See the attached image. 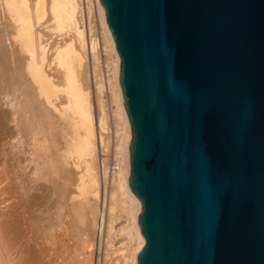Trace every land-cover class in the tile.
<instances>
[{"label": "water", "instance_id": "water-1", "mask_svg": "<svg viewBox=\"0 0 264 264\" xmlns=\"http://www.w3.org/2000/svg\"><path fill=\"white\" fill-rule=\"evenodd\" d=\"M131 125L137 264H264V0H100Z\"/></svg>", "mask_w": 264, "mask_h": 264}, {"label": "bare ground", "instance_id": "bare-ground-1", "mask_svg": "<svg viewBox=\"0 0 264 264\" xmlns=\"http://www.w3.org/2000/svg\"><path fill=\"white\" fill-rule=\"evenodd\" d=\"M120 64L100 0H0V111L17 107L16 161L12 158L18 179L15 204L7 195L13 191L0 192V264L55 261L50 255L58 247L49 241L56 229L35 224L27 180L20 190L26 178L40 180L49 204L66 213L57 236L68 239L81 264H137L146 240L138 223L141 202L129 186L132 130ZM111 134L114 168L105 159ZM0 158L5 189L9 168H2L5 156ZM99 212L106 230L97 237ZM41 235L49 241L32 242L31 249V239Z\"/></svg>", "mask_w": 264, "mask_h": 264}, {"label": "rangeland", "instance_id": "rangeland-1", "mask_svg": "<svg viewBox=\"0 0 264 264\" xmlns=\"http://www.w3.org/2000/svg\"><path fill=\"white\" fill-rule=\"evenodd\" d=\"M96 19V18H95ZM94 19V20H95ZM95 21H97V20H95ZM97 24H96V22H94L93 23V26H95V27H97L96 26ZM104 60H105V56L103 55V54H101V64H103L104 63ZM105 99V101H106V104H107V110H109V112H112V107H111V104L109 103V98L108 97H104ZM12 105V104H11ZM11 105H8V107L6 108H3L1 111H0V156L1 157H3L4 158V156H5V158L3 159V161H1V164L2 163H5L6 165H10L16 158H17V146H15V145H17V107H11ZM110 114V113H109ZM109 117H110V115H109ZM110 119V118H109ZM38 131V128L35 130V132H37ZM111 133H112V126H111ZM113 145H114V137H113V135L111 134V137L109 138V148L107 149V152H106V154H105V159L108 161V163H109V166L112 168H114V165H113ZM2 150V151H1ZM15 151H16V153H15ZM12 157H14V160H13V158ZM1 159V158H0ZM7 159V160H6ZM2 160V159H1ZM11 161V163L9 164V162ZM5 161V162H4ZM8 161V162H7ZM16 161V160H15ZM14 161V162H15ZM13 162V163H14ZM13 163L11 164V165H13ZM5 164H3L6 168H4V166H2V168L3 169H6L5 171H7L8 170V168H9V170H8V173H6L5 171H4V174L6 175V177H8V179L7 178H4V182H5V180L7 179V181H6V183L5 184H7V186H6V188L5 189H3V188H1L0 189V192L3 190V191H5V193L7 194V192H9L8 190L10 189V191H13V192H9L7 195H8V198L9 199H11L12 201H13V203L15 204V198H14V194H17V185H18V179H17V164H16V162L14 163V167L13 166H11V167H9V166H6ZM8 167V168H7ZM13 167V168H12ZM16 167V168H15ZM10 168H12V169H10ZM2 169V170H3ZM10 170H11V172H12V170H13V172L11 173L10 172ZM10 172V173H9ZM15 172V173H14ZM11 174V175H10ZM11 177V178H10ZM25 180H27L28 182H29V184L27 185V184H25L26 182H25ZM32 181V183H30L31 181ZM24 181V182H23ZM22 181V185L24 186V188H22V189H20L21 191L23 190V189H26L25 188V186L27 185V189L30 187L31 189H32V187H33V190L32 191H30L31 189L29 188L28 190L26 189V190H24V191H29V192H27L26 194H28V196H29V198L30 199H32L31 200V203H32V205H34V218L33 219H35L34 220V222H35V224L36 225H39V223H42V224H45L44 225V230L46 229L47 231H49L50 232V230H48L49 229V227L51 228V232L52 231H54L55 229V231H54V233L52 232V238H51V240L49 241V239L47 238V237H45V235L43 236V235H41V238H40V240H39V238H37V237H35V238H32L31 239V242L30 243H32V242H34V244H40V246H41V243H43V241L44 242H46V240H48L49 242H56V243H50L51 245H55V244H57V247L58 248H56V250H54L53 252H52V255H50V261H52V260H55V261H52L53 263H50V262H48L47 264H81L82 263V261H81V263L79 262L80 260H82L81 258H80V256H79V253L78 254H76L75 252L73 253V249H72V246L70 245V247L68 246L69 244H70V242H68V239H63L62 237H59V236H57V234L59 233V231L61 230L60 228H62V227H60V226H62V222H60V219H63L66 215V213H64V212H61L60 211V209H58L56 206H55V204H54V206H53V203L51 202V204H49V198H47L48 197V193L46 192L47 190H45V187H44V185L40 182V180H35L34 179V182H33V180L31 179V178H26V179H24ZM3 182V183H4ZM37 182V183H36ZM39 182V183H38ZM10 183V184H9ZM5 184H3V185H5ZM25 184V185H24ZM33 184H34V186H33ZM32 186V187H31ZM40 187H44V188H41V189H38V188H40ZM9 188V189H8ZM35 188V189H34ZM8 189V190H7ZM38 189V190H37ZM7 190V191H6ZM40 190H42V191H40ZM2 191V192H3ZM34 191H36V192H34ZM32 192H33V194H35V193H37V195L39 196L40 194H42V196H40V197H38V196H36L37 198H35V195H33L32 194ZM45 193L46 195H44L43 193ZM31 193V194H30ZM12 194V195H11ZM10 195V196H9ZM46 196V198L44 197V196ZM13 198H12V197ZM32 196H34L33 198H32ZM44 197V198H43ZM39 198H41V199H39ZM43 198V199H42ZM39 200H43L42 202L41 201H39ZM44 201H47L48 203H46V202H44ZM41 202V203H40ZM43 202H44V204H43ZM46 203V204H45ZM42 206H41V205ZM48 204V205H47ZM17 206V205H16ZM16 206H14V209L16 208L17 209V207ZM56 208V209H55ZM15 209V210H16ZM57 209H58V211H57ZM61 212V213H60ZM53 213L56 215L55 217L57 218H54V215H53ZM59 213H60V215H59ZM59 216H58V215ZM53 217H52V216ZM64 215V217H61V216H63ZM103 216V215H102ZM101 216V213L99 212V216H98V219H97V222H96V227H95V229H94V231L96 232V236L97 237H100L101 235H103L104 234V230H106V218H105V216H103L102 217ZM52 217V218H51ZM40 218V219H39ZM54 218V219H53ZM100 218V219H99ZM105 220H104V219ZM37 219V220H36ZM58 220V221H56V220ZM39 220V221H38ZM49 220V221H48ZM52 220H54V222L55 223H58L57 225L59 226L60 224V226L58 227L56 224H53L54 222L52 221ZM64 220V219H63ZM53 223H52V222ZM39 222V223H38ZM51 223L53 224V225H51ZM49 224V225H48ZM105 224V225H104ZM48 225V226H47ZM52 227H51V226ZM55 225V226H54ZM55 227V228H54ZM58 227V228H57ZM53 229V230H52ZM34 230H36V228L34 229ZM35 232V231H34ZM32 233H33V231H32ZM100 233H101V235H100ZM57 236V237H56ZM38 237H40V236H38ZM57 239H56V238ZM55 238V240H53ZM40 241H38V240ZM41 240H42V242H41ZM60 240V241H59ZM48 241H47V243H48ZM57 241H59L60 243L58 244L57 243ZM62 241V242H61ZM63 242H64V244H63ZM47 243H45V244H47ZM63 245H62V244ZM34 244L32 243V245H33V247H32V245H29V247L31 248V249H34ZM67 244V245H66ZM61 245V246H60ZM60 246V247H59ZM64 248H63V247ZM38 247V245L36 246V248ZM62 248V249H61ZM62 250V251H61ZM57 252V254L55 255V253L54 252ZM57 255H59V256H57ZM64 255V256H63ZM58 258H57V257ZM98 256V255H97ZM100 256V255H99ZM79 257V258H78ZM53 258V259H52ZM61 258V259H60ZM78 259H79V261H78ZM62 260V261H61ZM57 261V262H56Z\"/></svg>", "mask_w": 264, "mask_h": 264}]
</instances>
